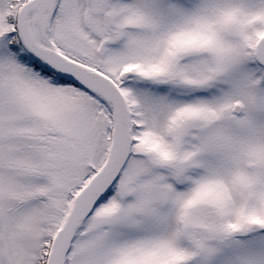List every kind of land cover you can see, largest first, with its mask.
I'll return each mask as SVG.
<instances>
[{
    "label": "snow or ice",
    "instance_id": "6c2138e0",
    "mask_svg": "<svg viewBox=\"0 0 264 264\" xmlns=\"http://www.w3.org/2000/svg\"><path fill=\"white\" fill-rule=\"evenodd\" d=\"M0 264H264V0H0Z\"/></svg>",
    "mask_w": 264,
    "mask_h": 264
}]
</instances>
